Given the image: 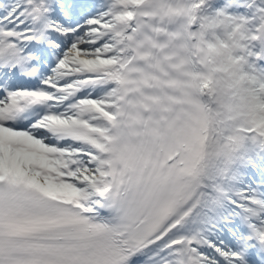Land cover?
<instances>
[{"label":"snow or ice","instance_id":"1","mask_svg":"<svg viewBox=\"0 0 264 264\" xmlns=\"http://www.w3.org/2000/svg\"><path fill=\"white\" fill-rule=\"evenodd\" d=\"M0 264H264V0H0Z\"/></svg>","mask_w":264,"mask_h":264}]
</instances>
